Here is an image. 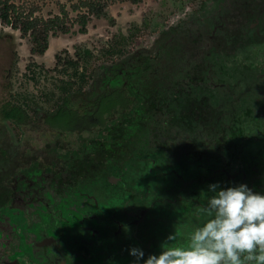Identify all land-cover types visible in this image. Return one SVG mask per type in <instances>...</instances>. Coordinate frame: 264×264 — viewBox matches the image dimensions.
<instances>
[{
	"label": "flooded vegetation",
	"instance_id": "af4514ba",
	"mask_svg": "<svg viewBox=\"0 0 264 264\" xmlns=\"http://www.w3.org/2000/svg\"><path fill=\"white\" fill-rule=\"evenodd\" d=\"M218 3L216 25L199 54L179 53L167 64L171 69L147 56L153 77L140 92L144 98L160 92L185 115L176 121L162 107L157 116L149 112L148 123L157 119L163 138L177 132L175 149L162 145L144 160L149 168H140L157 178L139 173L135 181L132 168L125 179L103 181L70 179L76 170L100 168H0V264H134L130 248L147 259L162 245L187 246L207 219L201 209L209 185L245 184L264 194V62L245 66L234 59L243 48L264 44V0ZM198 62L200 68H189Z\"/></svg>",
	"mask_w": 264,
	"mask_h": 264
},
{
	"label": "rangeland",
	"instance_id": "374dc122",
	"mask_svg": "<svg viewBox=\"0 0 264 264\" xmlns=\"http://www.w3.org/2000/svg\"><path fill=\"white\" fill-rule=\"evenodd\" d=\"M10 1L25 11L34 8L33 15L36 17L57 15L59 5L67 11L68 18L74 17L67 0ZM218 4V0H142L136 5L116 2L107 9L113 19L112 25L93 19L83 35L49 37L47 50L42 56H30L28 45L18 32L0 24V106L5 101L22 106L34 119V110L43 114L55 109L68 83L67 106L79 114L89 113L97 96L118 86L112 82L108 85L102 82L101 85L99 76L103 72L102 66L112 65L125 55L139 51V54L155 56L158 68L159 65H163L162 69L174 68L167 64L175 60L179 53L192 57L195 52L199 54L205 49L207 38L217 22L215 10ZM116 49L121 54H111ZM234 57L235 61L245 66L264 62V44L245 47ZM213 70L214 77L219 81L221 74L216 72V68ZM81 74L85 84L77 93L74 90ZM159 93L156 92L155 96H160ZM122 118L123 112L115 111L109 119L111 122L121 121ZM5 124L11 130L13 139L18 141L14 161L16 168H37V163H48L53 155L55 160L61 156L67 158L71 153L80 152L88 141L103 133L95 129L91 133L67 136L58 132L35 133L28 127L16 129L9 123ZM160 133L157 119L151 120V124L139 119L130 120L120 151L121 159L115 161L112 167L128 165L136 150L134 154L140 153L143 157L135 158L138 168H149L148 164L143 165L147 156L162 151V145H166L167 149L176 148L174 138L177 132L166 134V138ZM254 146L250 144L249 148ZM154 174L156 172L141 175L145 180H153L157 178Z\"/></svg>",
	"mask_w": 264,
	"mask_h": 264
},
{
	"label": "trees",
	"instance_id": "16d2710c",
	"mask_svg": "<svg viewBox=\"0 0 264 264\" xmlns=\"http://www.w3.org/2000/svg\"><path fill=\"white\" fill-rule=\"evenodd\" d=\"M67 1H69L70 12L74 13L73 18H68L67 11L62 5H59L57 15L41 18L33 15L34 8L25 11L10 0H0V24L18 32L19 37L28 45L30 56H42L47 50L49 37L54 38L57 35L68 34L83 35L86 33L87 24L93 19L104 20L112 25L113 19L107 11L109 5L116 2L136 5L142 0ZM74 26L76 29H73ZM84 53L88 55L87 51ZM111 54H121V52L116 49ZM151 60L147 56L133 53L125 55L110 66H102L103 72L99 76L101 77V85L102 82L106 85L112 82L118 86L97 96L94 108L89 113L79 114L67 106L66 95L70 91L68 83L65 84L67 88H63L64 95L60 98L55 109L43 114L34 110V119L27 115L24 107L5 101L0 106V168H16L14 161L17 157L18 141L13 139L10 134L11 130L5 123L11 124L16 129L28 127L35 133L58 132L67 136H78L99 129L103 130V133L88 141L80 152L71 153L67 158L61 156L56 160V156L53 155V159L49 158L50 162L37 163L36 167L100 168L98 171L85 170L83 173L76 170V176H71L70 179L102 181L105 180L106 176H116L117 174L120 178L125 179L128 168H132L133 174H135L133 179L135 181L141 180L140 168H138L135 158H142V156L135 155L134 152L128 165L120 164L117 168L112 167L115 161L121 159L120 151L123 149V140L126 137L131 118L135 117L144 123H148V118L151 116L149 112L152 113V116H157L158 107H162L167 112L172 111V118L176 121L185 116L179 113V106L173 100L168 103L166 99L160 98V96H150L145 97V99L143 92H140L144 81L153 77L151 70L154 65L151 64ZM200 64L201 62L192 63L189 68H200ZM147 71L148 73H146ZM83 84H85V79L81 74L78 79V86L74 91L80 93ZM165 104L166 107H164ZM144 106L148 107L144 109ZM115 111L123 112V118L121 121L110 122L109 118ZM5 172L8 174L7 171ZM70 174L72 175V173ZM2 180L0 178V182ZM5 183L7 198L10 193L8 177L5 178Z\"/></svg>",
	"mask_w": 264,
	"mask_h": 264
},
{
	"label": "clouds",
	"instance_id": "9594fccd",
	"mask_svg": "<svg viewBox=\"0 0 264 264\" xmlns=\"http://www.w3.org/2000/svg\"><path fill=\"white\" fill-rule=\"evenodd\" d=\"M209 191L201 209L207 219L193 230L187 246L162 245L147 259L143 250L130 248L134 264H264V194L245 184H211Z\"/></svg>",
	"mask_w": 264,
	"mask_h": 264
}]
</instances>
